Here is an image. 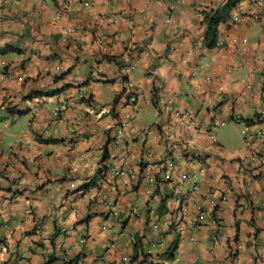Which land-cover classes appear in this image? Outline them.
I'll list each match as a JSON object with an SVG mask.
<instances>
[{
    "label": "crops",
    "instance_id": "crops-1",
    "mask_svg": "<svg viewBox=\"0 0 264 264\" xmlns=\"http://www.w3.org/2000/svg\"><path fill=\"white\" fill-rule=\"evenodd\" d=\"M263 113L264 0H0V264H264Z\"/></svg>",
    "mask_w": 264,
    "mask_h": 264
},
{
    "label": "built area",
    "instance_id": "built-area-1",
    "mask_svg": "<svg viewBox=\"0 0 264 264\" xmlns=\"http://www.w3.org/2000/svg\"><path fill=\"white\" fill-rule=\"evenodd\" d=\"M235 18L238 19L239 16H236ZM167 20H169V18H167ZM137 100H138V95L135 94V93H131V95L129 96V101L131 103H135V102H137ZM190 116H191V114H190ZM235 120L239 122L241 120L240 116L237 115V117L235 118ZM248 130H249V126H246L244 132L246 133V132H248ZM148 133H151V131H148ZM176 165H177V162L174 159H170L168 161L167 168L165 169V174H164V177L166 179H170L171 178V176L173 174V171H174ZM194 189L197 190L198 189V185H195L194 186ZM209 215H211V213L207 209L202 208L201 212L199 213L198 220H204ZM219 233H220V225H219L218 220H215V229L213 231L214 241H217L218 240ZM206 264H219V262L216 259H210V260L207 261Z\"/></svg>",
    "mask_w": 264,
    "mask_h": 264
},
{
    "label": "trees",
    "instance_id": "trees-1",
    "mask_svg": "<svg viewBox=\"0 0 264 264\" xmlns=\"http://www.w3.org/2000/svg\"><path fill=\"white\" fill-rule=\"evenodd\" d=\"M232 5H234V4L228 3L226 6V9H229ZM205 17H206V20H207L208 25H209V33H211V35H212V42L210 43V46H214L218 42L217 31H218L219 22L222 20V17L216 16L213 11L207 12ZM0 250H1V248H0ZM52 261H53V259H51L46 264H50Z\"/></svg>",
    "mask_w": 264,
    "mask_h": 264
}]
</instances>
